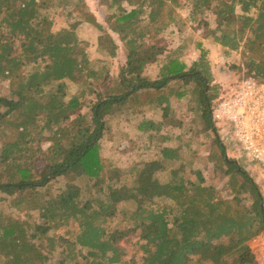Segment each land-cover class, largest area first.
Here are the masks:
<instances>
[{"label": "trees", "instance_id": "obj_1", "mask_svg": "<svg viewBox=\"0 0 264 264\" xmlns=\"http://www.w3.org/2000/svg\"><path fill=\"white\" fill-rule=\"evenodd\" d=\"M100 3L113 10L104 24L87 10L84 0H0V79L18 83L17 101L0 97V106L8 109L0 114V130L14 127L15 133L1 148L7 180L0 176V192L8 199L16 196L10 206L25 217L0 211V264H192L194 259L200 264H257L249 242L264 231V200L247 172L227 160L219 142L214 143L219 154L209 160L229 177L227 197L207 185L200 170L191 181L181 168L170 169V162L180 159L176 148L164 146L166 139L173 143L171 136H164L158 146L160 160L127 170L106 165L100 145L108 130L106 117L115 109L125 107L139 114L148 103L169 109L170 95L162 92L173 80L191 89L205 132L214 131L211 104L202 107L199 102L214 82L206 56L201 55L188 71H183L179 60H172L161 79H151L145 72L158 64L166 49L150 42L174 25L183 32L187 21L180 18L179 10L190 7L188 20L196 23L200 17L199 26L213 34L214 42L226 53L240 51L243 64L264 82V0ZM55 8H71L68 15L77 22L54 31ZM207 13L215 16L214 31L208 28ZM81 23L100 33L98 49L108 58L118 55V42L126 49L127 63L115 87L109 85L108 67L94 68L76 32ZM175 64L181 70L175 71ZM66 80L78 89L68 102ZM142 90L148 96L140 101ZM159 92L161 96L155 98ZM44 94H49V102L41 104L37 98ZM91 96L92 115L80 114V98L87 101ZM42 117L47 119L44 125L39 121ZM21 118L27 120L25 125L13 124V119ZM45 130L53 131V144L48 164L35 177L33 168L22 167L19 161L33 153L28 143L40 141ZM15 163L17 167H7ZM168 169L171 180L163 183L158 174ZM60 178L67 179V186L53 196L50 189ZM122 180H129V185H120ZM121 203L135 210L120 208ZM118 213L134 226L108 229V221ZM134 234L142 253L140 263L135 258L125 260L127 251L120 246Z\"/></svg>", "mask_w": 264, "mask_h": 264}, {"label": "rangeland", "instance_id": "obj_2", "mask_svg": "<svg viewBox=\"0 0 264 264\" xmlns=\"http://www.w3.org/2000/svg\"><path fill=\"white\" fill-rule=\"evenodd\" d=\"M72 1L76 2L77 0ZM84 1L87 10L94 14L97 20L103 24L105 23V17L113 12V10L109 11L106 6L100 5L101 0ZM124 5L130 10L127 3ZM69 10H71V8L62 10L55 8V14L52 15L55 22L54 31L69 28L77 22L76 18L68 15ZM189 12L190 7H183L179 10V14L184 17L188 15ZM202 18H204V16ZM205 19L208 23V28L214 31L217 27L215 18L211 15H206ZM197 20L198 21L196 23L193 22V24L187 19L188 23L183 28L184 30L182 33L174 34V31H169L150 42L153 43L155 41L157 44H161L166 49V52L159 57L157 62L158 67H148V71L145 72V75L149 76L151 79H161L163 74L171 69L172 60H179L181 64H184L185 68V64L186 67L191 64L194 65L200 60L201 55L205 53L208 63L211 66V73H213L214 82H211L209 87L205 89V99L202 100L199 98V102L202 107L203 105L207 107L209 102L213 111L221 101L230 98L243 78L254 75L251 74L249 69L243 64V58L240 51L237 53H226L223 48L214 42L213 34L207 32V29L204 26H199L200 17H198ZM76 32L80 41L83 43L94 68L98 69L102 66L108 67L110 73L109 85L110 87H115L119 80L120 70L127 63L128 55L126 49L121 47V43H119L118 40L117 42L120 46L118 55L114 59L108 58L104 52H101L98 49L100 33L94 27L91 28L87 24L81 23L77 27ZM200 40L205 41L209 50L206 48L203 49L197 45L200 43ZM40 63L42 65L44 64L41 61ZM173 69L175 71L181 70V67L178 64H175ZM65 84L67 90L64 99L68 102L71 97L77 93L78 89L77 85L69 80H66ZM17 87V81L0 79V97L17 101L18 97L14 94ZM190 90L191 89L186 87L183 82L173 80L170 82L169 88L162 92L165 96L170 95L171 102L169 109L164 110V107H162L163 104L156 107L149 103L142 106L139 114H132L129 109L125 107L115 109L111 116L106 117V126L108 130L105 131L104 138L100 145V155L105 164H110L112 167L127 170L135 164L142 165L145 162L160 159V150L158 146L162 142L164 136H171L174 139V142L171 144L180 147L181 162L175 167L184 170V176L191 181L195 180V171L200 170L206 180V184L215 187L222 197H227L228 185L230 182L229 177L224 173V169L218 167L216 162L213 163V161L211 162L209 160L211 155L216 154L217 156V154H219V150L214 144L219 142L222 149L226 152L227 157L231 161L237 160V165L247 172V176L253 180L254 184H256L260 191L263 181L262 171L264 168L258 162H252L246 157L243 147L237 142L235 137L234 124L229 121H217L213 118V126L215 127L214 131L205 132L194 96ZM146 92L148 91L142 90L139 92V95H141L140 101L146 99L148 96ZM181 93H184L183 97L178 96V94ZM154 96L155 98H159L161 94L160 92L154 93ZM37 100L41 104H45L49 102V94H44L43 96L38 97ZM90 100L94 102V96L89 97L87 101L86 99L80 98V102L83 105V110L80 114L92 115V111L89 107ZM7 110V108L0 106V114L6 113ZM77 115H74L71 118L74 119ZM149 118H153L156 122L161 124V129H155L146 134H139L136 132V127L142 122H147ZM39 121L41 125H44L47 119L42 117ZM26 122L27 120L23 118L18 121L13 119L14 125H25ZM121 127H123V129H120ZM13 128L14 127H12V129ZM6 129L7 128L3 127L1 130L5 131ZM12 129L8 128L5 134L2 132L0 133L1 180H7V173L3 171L5 164L1 160V148L4 144L10 143L15 137V133ZM40 133V141H30L28 143V146L32 149L35 155L33 156L32 152H28L27 155L22 157L19 161L22 167L33 168L35 177L36 175H39L48 164V150L53 144L50 140L53 131L45 130ZM24 136H26V134H24ZM194 159L198 160L193 161ZM7 167L15 168L17 165L15 163L14 165H7ZM170 172L171 171L168 169V171L159 173V180L163 183L170 181ZM67 182L66 178H60L54 181L50 189L52 195L57 196L65 190ZM125 183L129 185L130 181L127 180L126 182V180H122L120 185ZM107 188L108 186L106 189ZM94 196H97L95 190ZM14 198H16V196L8 199L0 192V211L6 213L12 212L16 214V217L24 220V215L18 212L15 213V210L13 211L10 206ZM247 203L251 204L250 199H248ZM121 207L128 208L131 211L135 210L133 206L125 203H121L120 208ZM42 223L43 222H41V224ZM106 226L108 229L114 230L126 229V227L129 226L132 228L134 225L132 221H124L123 215L118 213L115 218L108 221ZM65 231L66 230L63 229L60 234L63 235ZM137 242L138 236L135 234L131 236L130 241L123 240L120 242V246L127 251L125 260L135 258L137 263L141 262L140 258L142 253H140L135 246ZM48 256L50 255L48 254ZM192 264L200 263L196 262V259H194Z\"/></svg>", "mask_w": 264, "mask_h": 264}, {"label": "built area", "instance_id": "obj_3", "mask_svg": "<svg viewBox=\"0 0 264 264\" xmlns=\"http://www.w3.org/2000/svg\"><path fill=\"white\" fill-rule=\"evenodd\" d=\"M217 121H229L235 126L237 142L246 157L264 168V82L247 76L239 82L229 99L221 101L213 110ZM264 199V183L260 188ZM257 264H264V231L254 243Z\"/></svg>", "mask_w": 264, "mask_h": 264}, {"label": "crops", "instance_id": "obj_4", "mask_svg": "<svg viewBox=\"0 0 264 264\" xmlns=\"http://www.w3.org/2000/svg\"><path fill=\"white\" fill-rule=\"evenodd\" d=\"M190 11H191V9H190ZM190 13V12H189ZM206 15H211L213 18H215V16L212 14V13H207ZM181 17L180 18H182L183 20H185V22L187 21V17H188V15H186L185 17L183 16V15H180ZM187 23H188V21H187ZM171 32V31H174V34H178V33H182V30H181V27H178V26H171L169 29H167L164 33H166V32ZM117 36H115V38H116ZM118 38V37H117ZM116 38V39H117ZM202 43V44H201ZM216 43V42H215ZM217 44V43H216ZM198 46H200V47H202L203 49L204 48H206L207 50H209V48L206 46V43H205V41L204 40H200V43H198L197 44ZM218 45V44H217ZM218 46H220V45H218ZM221 47V46H220ZM222 48V47H221ZM239 52V51H238ZM235 53H237V52H235ZM204 55H205V53H204ZM158 64H156V65H152V67H158L157 66ZM193 64H191L190 66H188V67H186V64H185V68L183 69V71H187L188 69H190L191 68V66H192ZM157 123L158 122H156L153 118H149L148 119V121L147 122H142V123H140L137 127H136V132H138L139 134H146V133H150V132H152L153 130H155L156 128H157ZM114 128V127H113ZM120 129H123V127H121ZM167 138H169L170 136H166ZM168 142V140L166 139V143L164 144V146H169V145H172L171 143H167ZM171 142H174V139L171 141ZM172 147L173 148H176L178 151H179V154H178V156H179V158L180 159H175V160H173V161H171L170 163H171V167H170V169L172 170V169H175L176 167L175 166H177L180 162H181V156H180V150H179V148L180 147H176V146H173L172 145ZM159 150H160V148H159ZM162 155H161V151H160V159L162 158L161 157ZM226 158H227V160H229V161H231L228 157H227V154H226ZM160 159H155V160H160ZM201 159V158H200ZM195 160H198V159H194L193 161H195ZM151 161H154V160H151ZM233 163H235V164H237V160H233L232 161ZM188 164H190V163H188ZM179 167V166H178ZM262 177H263V181H262V184L264 183V170L262 171ZM259 236H257L256 238H258ZM256 238H254V239H252L250 242H249V246H250V248H251V251H252V253L254 254V251H253V249H254V243H255V240H256Z\"/></svg>", "mask_w": 264, "mask_h": 264}]
</instances>
